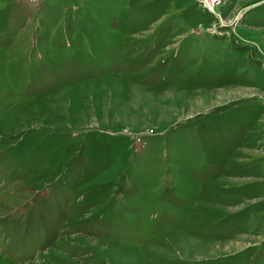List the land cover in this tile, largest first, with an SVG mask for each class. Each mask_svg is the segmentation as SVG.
Masks as SVG:
<instances>
[{
	"label": "rangeland",
	"instance_id": "rangeland-1",
	"mask_svg": "<svg viewBox=\"0 0 264 264\" xmlns=\"http://www.w3.org/2000/svg\"><path fill=\"white\" fill-rule=\"evenodd\" d=\"M0 264H264V0H0Z\"/></svg>",
	"mask_w": 264,
	"mask_h": 264
},
{
	"label": "built area",
	"instance_id": "built-area-1",
	"mask_svg": "<svg viewBox=\"0 0 264 264\" xmlns=\"http://www.w3.org/2000/svg\"><path fill=\"white\" fill-rule=\"evenodd\" d=\"M204 7V9L208 11H213L215 5L219 3V0H199Z\"/></svg>",
	"mask_w": 264,
	"mask_h": 264
}]
</instances>
